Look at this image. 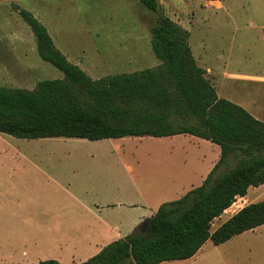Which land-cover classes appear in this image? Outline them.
I'll use <instances>...</instances> for the list:
<instances>
[{
  "label": "rangeland",
  "instance_id": "374dc122",
  "mask_svg": "<svg viewBox=\"0 0 264 264\" xmlns=\"http://www.w3.org/2000/svg\"><path fill=\"white\" fill-rule=\"evenodd\" d=\"M157 2L159 12L155 13L139 0H0V87L32 90L42 80L64 77L40 58L35 36L15 6L31 12L48 29L56 47L70 62L82 70L86 64L94 66L89 70L95 72L86 71L94 80L156 67L160 62L151 48V28L158 15L164 14L190 32L189 45L197 64L206 70L205 76L219 97L242 106L264 122V0ZM231 75L236 77L232 79ZM17 152L24 157L15 159L13 154ZM220 153L218 145L191 135L90 141L19 139L0 132V222L46 221L54 215L61 219L58 214L65 213L40 212L38 206L55 211L73 209L75 220L93 223L101 219L112 224V230L101 232L72 229L81 239L92 235L91 231L99 233L95 244L107 245L131 234L134 224L139 228L162 204L181 197L161 187L171 167L163 161L186 157L188 166L194 168L200 164L197 159L204 166L219 161ZM131 181L141 192L137 197L109 193L114 184L127 191ZM118 200L133 202L134 206L106 207ZM262 200L264 184L249 188L228 213L214 220L211 231L246 205ZM95 206L105 209L97 214ZM84 207L91 211H81ZM24 232L20 238L35 237L30 228ZM64 232L62 229L59 233ZM13 236L4 234L6 239ZM95 244L75 259L64 253L66 258L57 261L85 262L89 258L84 256L93 252ZM41 254L54 256L49 252ZM19 256L21 251L16 258ZM161 264H264V226L219 246L209 240L194 257Z\"/></svg>",
  "mask_w": 264,
  "mask_h": 264
},
{
  "label": "trees",
  "instance_id": "16d2710c",
  "mask_svg": "<svg viewBox=\"0 0 264 264\" xmlns=\"http://www.w3.org/2000/svg\"><path fill=\"white\" fill-rule=\"evenodd\" d=\"M139 2L159 12L157 0ZM15 10L31 28L40 58L64 77L42 80L32 90L0 87V132L19 139L90 141L191 135L220 147V159L203 183L162 204L148 232L137 227L79 264L187 260L209 240L219 246L264 225L262 200L246 205L211 231L214 220L228 213L238 197L264 184V122L219 97L206 70L197 64L189 31L159 14L151 28V48L160 63L94 80L68 60L31 12L18 6ZM38 264L62 263L45 260Z\"/></svg>",
  "mask_w": 264,
  "mask_h": 264
},
{
  "label": "crops",
  "instance_id": "0c3cea01",
  "mask_svg": "<svg viewBox=\"0 0 264 264\" xmlns=\"http://www.w3.org/2000/svg\"><path fill=\"white\" fill-rule=\"evenodd\" d=\"M68 58V57H67ZM69 60V59H68ZM122 60V59H120ZM104 59H100V62H103ZM77 65V64H76ZM94 69L95 67L86 64L85 66V72H95L94 70L90 71L89 69ZM82 69V68H81ZM86 72V73H87ZM236 75H231L230 78H234ZM97 80V79H96ZM172 137V136H171ZM46 139V138H45ZM24 151V150H23ZM15 156L14 158L20 159L24 156L17 152L13 154ZM168 161H163L164 164H171L170 169L167 171V175L169 176L168 179L163 183L161 186L163 189L168 190L172 195L177 196H183L190 190L200 186L203 181L206 179L207 175L211 171V169L214 167V165L218 162L215 160L214 162H210V164L204 166L202 164L203 161L200 162L199 159H197L196 167H190L188 166L189 160L188 158H167ZM193 162V161H190ZM111 191V192H110ZM109 193L110 194H116L124 192L127 196L130 198L137 197L141 194L139 191V188L137 185L131 181L127 191H122V188L120 185L114 184L113 187L110 188ZM123 201V200H122ZM121 200H118L117 204H107L106 207H117V206H134L133 202H129L127 200L122 202ZM40 212H51V213H58L59 211H64V216L58 214V217L61 219L55 218L56 216H53L52 220H46V221H18V222H9L6 221L0 222V264H19V260L24 261H30V260H36L35 262H32L33 264H38V259H49V260H60L62 261L66 257L63 255L64 253H68L72 259H75L79 253H81L84 249L87 250V247L90 245H93L97 242H99L100 234H94L91 231L92 235H87L84 237V239L79 238L78 236L74 235L73 230L74 228H87V229H96L97 232H101V230H112L113 226L112 224L107 223L104 220H98L96 222L91 223L90 221H83V220H75L73 219V209H58L56 207L55 209H48L47 207L38 206L37 207ZM85 210L81 211H87L90 212V207H84ZM105 209V206H95V211L97 214H100L102 210ZM36 209V211L38 212ZM82 212V213H83ZM83 215V214H81ZM154 215V214H153ZM152 215V216H153ZM137 224H134L133 229H135ZM264 226V225H263ZM261 227V226H260ZM30 228L34 234V238L31 240L20 238L19 235L23 234L25 229ZM259 228V227H258ZM4 229V231H2ZM11 229V230H10ZM65 229V232L60 234L59 232ZM257 229V228H256ZM252 230L253 232L256 230ZM248 232V231H247ZM110 232H108L109 234ZM4 234H11L14 235L11 237V239H6L4 237ZM241 235V234H240ZM16 236V237H15ZM84 240V241H83ZM82 243H85V247H82ZM103 245H106L105 243L102 244H95L96 247L93 248V252H88L86 256H84V259L91 258L92 256L96 255L100 252V250L103 248ZM91 250V248H89ZM22 252V256H19L16 258V255L19 252ZM53 253L54 256H44L41 253ZM5 255V256H3ZM7 255V256H6ZM5 259H8L11 262H3L6 261ZM23 263V261H21ZM61 263V262H60ZM76 262L73 260L72 264H75ZM63 264V263H62Z\"/></svg>",
  "mask_w": 264,
  "mask_h": 264
},
{
  "label": "water",
  "instance_id": "95a60500",
  "mask_svg": "<svg viewBox=\"0 0 264 264\" xmlns=\"http://www.w3.org/2000/svg\"><path fill=\"white\" fill-rule=\"evenodd\" d=\"M153 223V217H150L146 220H144L140 225H139V229L142 233H146L149 231V229L151 228Z\"/></svg>",
  "mask_w": 264,
  "mask_h": 264
}]
</instances>
